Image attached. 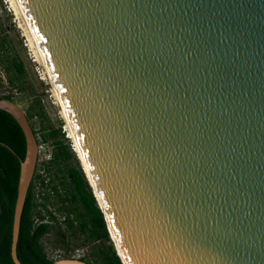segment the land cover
I'll return each instance as SVG.
<instances>
[{"label":"water","instance_id":"water-1","mask_svg":"<svg viewBox=\"0 0 264 264\" xmlns=\"http://www.w3.org/2000/svg\"><path fill=\"white\" fill-rule=\"evenodd\" d=\"M11 1L121 263L264 264V0ZM0 109L24 138L22 264L37 142L15 102Z\"/></svg>","mask_w":264,"mask_h":264},{"label":"trees","instance_id":"trees-1","mask_svg":"<svg viewBox=\"0 0 264 264\" xmlns=\"http://www.w3.org/2000/svg\"><path fill=\"white\" fill-rule=\"evenodd\" d=\"M0 65L13 91L27 94L23 101V113L36 142L47 144L49 141L51 146L46 161L36 160L25 193L15 245L17 259L22 264H51L53 260L45 252V243H49L50 239L43 241V238L49 235L53 225H58L57 233L64 234L59 228L63 225L66 231L74 226L83 242L92 243L98 238L109 242V237L111 239L112 243L109 242L108 246H95L90 252V259L83 256L79 260L88 264H122L80 160L60 127L48 123L40 96L27 93L28 89H32L26 82L24 65L12 51L1 25ZM0 98L13 101L10 94H2ZM34 118L37 119L36 129L31 123ZM23 154L24 138L20 127L10 114L0 109V264H13L9 253L11 224L19 160ZM39 169L41 172L38 173ZM48 204L51 207L43 212Z\"/></svg>","mask_w":264,"mask_h":264},{"label":"rangeland","instance_id":"rangeland-1","mask_svg":"<svg viewBox=\"0 0 264 264\" xmlns=\"http://www.w3.org/2000/svg\"><path fill=\"white\" fill-rule=\"evenodd\" d=\"M0 25L6 36V39L10 43L12 51L19 56L24 65L26 71V82L31 86L30 89H32H28L27 93H36L40 96L48 123H50L53 127H60L61 131L64 133L63 135L67 137V133H69V131L67 127V121L62 112V108L55 96L48 76L11 0H0ZM15 92L7 84L3 69L0 65V95L10 94L13 98V101L23 111V101L27 98V94ZM31 123L36 129L37 119H32ZM50 147V142L48 141L46 145L39 149L38 157L40 160L43 159L42 161H46L48 159L47 153H49ZM85 174L88 177L86 171ZM50 207L51 205L48 204V207L46 210H43V212H46ZM59 228L60 230H63L64 234L57 233L58 225H53L52 231L48 236L43 238V241L50 239L49 243L52 248H56L64 252L72 248L82 247L85 251L84 257L88 259H90V252L95 249V246H108L109 242H111L110 237L109 242L102 238H98L92 243L83 242L81 236L75 232L74 226H72L70 231H66L63 225L59 226Z\"/></svg>","mask_w":264,"mask_h":264},{"label":"built area","instance_id":"built-area-1","mask_svg":"<svg viewBox=\"0 0 264 264\" xmlns=\"http://www.w3.org/2000/svg\"><path fill=\"white\" fill-rule=\"evenodd\" d=\"M46 145L45 143H37V161H42L39 159L38 157V153H39V149L42 148V146ZM49 157V153H47V158ZM38 173L41 172V170L39 169L37 171ZM38 186V185H37ZM36 188L35 187V191H36ZM37 195V193H35ZM38 219V217H37ZM45 252H46V255L49 259L51 260H56V259H59V258H63L64 255H67L69 256V258H79V257H83L85 255V251L82 247H78V248H72V249H69L68 251L64 252V251H60L56 248H52L50 246V244L48 243H45Z\"/></svg>","mask_w":264,"mask_h":264},{"label":"bare ground","instance_id":"bare-ground-1","mask_svg":"<svg viewBox=\"0 0 264 264\" xmlns=\"http://www.w3.org/2000/svg\"><path fill=\"white\" fill-rule=\"evenodd\" d=\"M36 54H37V53H36ZM37 56H38V55H37ZM53 90H54V89H53ZM54 93H55V91H54ZM55 96H56V98H57V100H58V102H59V104H60V101H59V99H58L56 93H55ZM60 106H61V104H60ZM61 108H62V106H61ZM62 112H63V115H64L66 121H67V127H68V131H69V133H67V137L70 139V142H71V146H72L73 151L75 152V154H76V155L79 157V159L81 160V164L83 165L82 168H83L84 172L86 171V173H87V175H88V172H87L86 166H85L84 161H83V158H82V156H81V152H80V150H79V147H78V145H77V142L75 141V138H74L73 132H72V130H71V127H70V125H69V122H68V120H67V117H66V114H65L63 108H62ZM86 177H87V176H86ZM87 179H88V181H89V183H90L91 181H90L89 175H88ZM111 237H112V235H111ZM112 239H113V237H112ZM113 241H114V240H113ZM114 244H115V242H114ZM115 247H116V245H115ZM116 249H117V247H116ZM117 251H118V249H117ZM118 253H119V251H118ZM124 264H125V263H124Z\"/></svg>","mask_w":264,"mask_h":264}]
</instances>
